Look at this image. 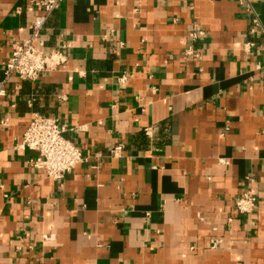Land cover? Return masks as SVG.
I'll return each mask as SVG.
<instances>
[{
    "label": "crops",
    "instance_id": "0c3cea01",
    "mask_svg": "<svg viewBox=\"0 0 264 264\" xmlns=\"http://www.w3.org/2000/svg\"><path fill=\"white\" fill-rule=\"evenodd\" d=\"M33 1L0 0V82ZM41 33L65 62L0 96V264H264V0H63ZM35 113L82 151L61 180L14 148Z\"/></svg>",
    "mask_w": 264,
    "mask_h": 264
},
{
    "label": "built area",
    "instance_id": "2783aa9c",
    "mask_svg": "<svg viewBox=\"0 0 264 264\" xmlns=\"http://www.w3.org/2000/svg\"><path fill=\"white\" fill-rule=\"evenodd\" d=\"M61 1L63 0H35L32 2L33 6L42 12L35 15L29 38L17 42L10 56L3 63L0 96L5 95V84L12 76L22 80H35L41 74L56 70L65 62V53L61 49L45 52L43 50L44 42L39 40L47 17L58 8ZM253 22L255 25L258 24L256 18ZM203 34V31H193L189 33V37L195 40L202 37ZM35 41L38 42V45H35ZM253 45V42H245V51L249 52ZM187 53L190 54L191 50H188ZM24 127L14 148L35 152L36 156L30 160V165L44 170L51 179L61 180L85 160L79 147L66 137L65 133L69 130L61 125L56 118L35 113ZM122 148L121 144L112 146L109 149V155L120 156ZM256 203L257 199L250 194H244L234 200L235 210L240 214L251 213L255 210Z\"/></svg>",
    "mask_w": 264,
    "mask_h": 264
}]
</instances>
